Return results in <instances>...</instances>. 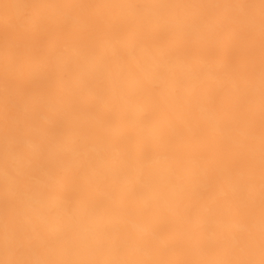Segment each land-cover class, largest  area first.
I'll return each mask as SVG.
<instances>
[{"label":"bare ground","instance_id":"6f19581e","mask_svg":"<svg viewBox=\"0 0 264 264\" xmlns=\"http://www.w3.org/2000/svg\"><path fill=\"white\" fill-rule=\"evenodd\" d=\"M0 264H264V0H0Z\"/></svg>","mask_w":264,"mask_h":264}]
</instances>
